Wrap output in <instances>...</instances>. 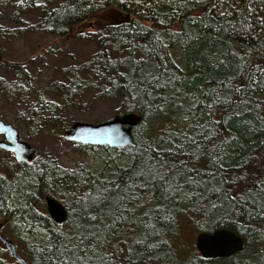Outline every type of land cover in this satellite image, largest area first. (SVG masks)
Returning a JSON list of instances; mask_svg holds the SVG:
<instances>
[{"label": "trees", "instance_id": "obj_1", "mask_svg": "<svg viewBox=\"0 0 264 264\" xmlns=\"http://www.w3.org/2000/svg\"><path fill=\"white\" fill-rule=\"evenodd\" d=\"M10 6L19 27L0 26L9 38L62 36L109 10L123 17L77 36L96 51L65 70L66 82L35 89L26 65L5 64L2 105L27 139L62 138L85 91L115 101L113 116L140 117L133 146L70 143L127 161L109 176L44 152L30 164L0 156V223L45 236L25 247L28 264H264V0H0ZM47 196L65 208L62 226ZM219 229L244 237L243 250L191 251L188 232Z\"/></svg>", "mask_w": 264, "mask_h": 264}, {"label": "rangeland", "instance_id": "obj_2", "mask_svg": "<svg viewBox=\"0 0 264 264\" xmlns=\"http://www.w3.org/2000/svg\"><path fill=\"white\" fill-rule=\"evenodd\" d=\"M53 5L56 2L64 0H42ZM40 2V0H39ZM22 15V14H21ZM25 15V14H23ZM117 17L111 10L101 13L94 19L86 21L76 27H73L64 35H52L46 32H22V34H13L11 38L0 36V78L9 79V73L4 74L5 64H23L27 66L31 79L34 81L35 89H41L43 86L54 81H68V74L65 71L68 67L84 62L92 53L96 51L93 42L78 38V35H90L95 32L99 25L113 23ZM17 14L13 8L0 7V26L7 28H18L16 23ZM92 25V27H91ZM92 91H85L77 100V104L71 114L74 122L89 124H99L108 121L113 116V111L117 108L115 101L97 100ZM4 101L0 98V120L9 123L18 129L20 138L29 142L39 153H47L55 159L58 166L75 170L84 168L95 174H105L109 176L110 172L115 171L121 164L127 163L124 159L115 157V151H104L103 148H95L96 158L90 156L89 150L79 151L71 147V144L60 137L41 135L35 139L26 138L24 129H20L18 121L15 119V108L2 105ZM77 107V109H76ZM5 116V119L2 117ZM5 153L0 152V156ZM104 154V156H103ZM107 156V158L105 157ZM9 228V227H8ZM3 227V234L8 237H14L12 231ZM20 229L17 230V233ZM189 233V232H188ZM187 242H190L191 251H195L196 235L188 234ZM186 238V237H185ZM27 243L17 244L18 253L27 258L26 246L34 243L37 245H46L43 232L37 231L35 234L29 233ZM2 260L5 264H16L13 259H9L0 249Z\"/></svg>", "mask_w": 264, "mask_h": 264}, {"label": "water", "instance_id": "obj_3", "mask_svg": "<svg viewBox=\"0 0 264 264\" xmlns=\"http://www.w3.org/2000/svg\"><path fill=\"white\" fill-rule=\"evenodd\" d=\"M140 122L135 114L114 115L110 120L89 124L74 122L63 132V139L70 143H77L90 147H108L111 149L133 146L131 130ZM0 149L12 153L16 162L30 164L38 155V150L29 143L20 140L19 131L13 125L0 120ZM45 205L49 218L58 226H62L67 219L65 208L55 199L45 197ZM2 224L0 223V229ZM0 242L5 246L8 254L17 262L26 263L15 250L14 244L0 234ZM244 237L238 236L231 230L219 229L212 233L196 235L195 248L203 259L229 258L241 252L244 247Z\"/></svg>", "mask_w": 264, "mask_h": 264}, {"label": "flooded vegetation", "instance_id": "obj_4", "mask_svg": "<svg viewBox=\"0 0 264 264\" xmlns=\"http://www.w3.org/2000/svg\"><path fill=\"white\" fill-rule=\"evenodd\" d=\"M118 18V17H117ZM128 17L126 16V19H127ZM121 20H123V17H121V16H119V18H118V21L120 22ZM91 27H92V25H91ZM19 137H20V135H19ZM4 139V137L2 136V135H0V140H3ZM20 140H23V139H21L20 138ZM23 141H25V142H27L26 140H23ZM27 143H29V142H27ZM30 144V143H29ZM31 145V144H30ZM32 146V145H31ZM0 152L1 153H9L13 158H14V156L12 155V153H10V152H7V151H5V150H1L0 149ZM38 154H39V151H38ZM15 160V159H14ZM18 223H16V224H13L12 226H13V231H12V235H14V237H11V238H8V237H6L4 234H3V227H4V224H2V227H1V229H0V234L6 239V240H10L13 244H14V246H15V250H16V252H18L17 251V248H16V245L17 244H25V243H27V242H25L26 240H27V234H25V229H22V230H20V232L19 233H17V227H18ZM0 249H1V252H3V254H6L7 255V257H9V259L11 258V259H13L9 254H8V252H7V250H6V248H5V246L0 242ZM20 254V253H19ZM199 254V253H198ZM23 256V255H22ZM24 257V256H23ZM25 258V257H24ZM14 260V259H13ZM25 260H26V263H21V262H16V264H28V262H27V259L25 258Z\"/></svg>", "mask_w": 264, "mask_h": 264}, {"label": "bare ground", "instance_id": "obj_5", "mask_svg": "<svg viewBox=\"0 0 264 264\" xmlns=\"http://www.w3.org/2000/svg\"><path fill=\"white\" fill-rule=\"evenodd\" d=\"M213 259H223V258H213Z\"/></svg>", "mask_w": 264, "mask_h": 264}]
</instances>
